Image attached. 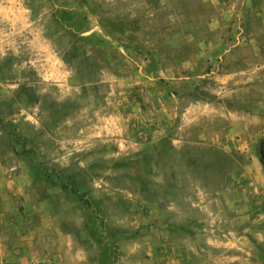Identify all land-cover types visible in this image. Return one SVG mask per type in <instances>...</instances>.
<instances>
[{
	"label": "rangeland",
	"instance_id": "rangeland-1",
	"mask_svg": "<svg viewBox=\"0 0 264 264\" xmlns=\"http://www.w3.org/2000/svg\"><path fill=\"white\" fill-rule=\"evenodd\" d=\"M264 0H0V264H264Z\"/></svg>",
	"mask_w": 264,
	"mask_h": 264
},
{
	"label": "trees",
	"instance_id": "trees-1",
	"mask_svg": "<svg viewBox=\"0 0 264 264\" xmlns=\"http://www.w3.org/2000/svg\"><path fill=\"white\" fill-rule=\"evenodd\" d=\"M263 162V164H264V161H262Z\"/></svg>",
	"mask_w": 264,
	"mask_h": 264
}]
</instances>
